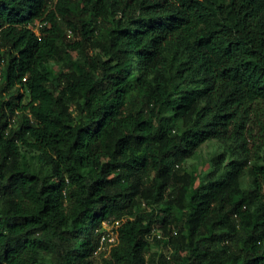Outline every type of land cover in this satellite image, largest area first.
I'll return each instance as SVG.
<instances>
[{"label": "trees", "instance_id": "trees-1", "mask_svg": "<svg viewBox=\"0 0 264 264\" xmlns=\"http://www.w3.org/2000/svg\"><path fill=\"white\" fill-rule=\"evenodd\" d=\"M213 139L232 159L198 177L184 164ZM251 144L264 0H0V264H96L113 221L105 264H149L152 236L156 264H264Z\"/></svg>", "mask_w": 264, "mask_h": 264}, {"label": "rangeland", "instance_id": "rangeland-1", "mask_svg": "<svg viewBox=\"0 0 264 264\" xmlns=\"http://www.w3.org/2000/svg\"><path fill=\"white\" fill-rule=\"evenodd\" d=\"M79 58V56L77 57ZM67 63L65 61H55L50 62L49 67L53 69L54 72H57L60 67H67ZM134 66V63L132 64ZM253 148V156L248 162V166H251L255 160L259 162V164H264V147L260 148L259 145H250ZM21 150V156L22 158L30 164L34 168H40L41 167V161H40V152L33 147L27 145V144H21L20 146ZM226 147L224 144L217 140L213 139L210 141H207L203 143L200 148L197 150L196 154L192 156L191 158H188L186 163L184 164V167L187 168L190 171H193L196 176L203 177L208 171H210L213 167V160L215 156L225 153L226 155V161L232 159V155L230 154V151H226ZM257 156H259V159H255ZM251 178L249 174H245L244 176V185L250 186ZM120 225L119 221H113V222H104L101 231H103V234L105 235L104 243L102 247L99 249V251L96 254L95 262L96 264H105L104 259L109 256L111 247L116 244L118 240V227ZM161 223L156 224V229L154 233L156 235H162L163 230L161 228ZM168 246L158 244L154 240V236L151 237V247L150 251L148 252L147 257L150 258L149 264H156L155 261L152 260L153 255H158L160 253H169ZM155 257V256H154ZM156 259V258H155ZM45 264H52L50 261V255H46L45 257Z\"/></svg>", "mask_w": 264, "mask_h": 264}, {"label": "built area", "instance_id": "built-area-1", "mask_svg": "<svg viewBox=\"0 0 264 264\" xmlns=\"http://www.w3.org/2000/svg\"><path fill=\"white\" fill-rule=\"evenodd\" d=\"M103 239H105V235L103 236Z\"/></svg>", "mask_w": 264, "mask_h": 264}]
</instances>
